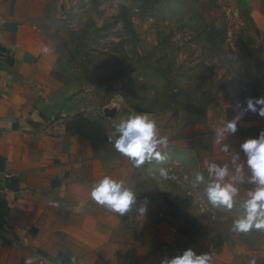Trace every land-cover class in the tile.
<instances>
[{
    "label": "rangeland",
    "instance_id": "obj_1",
    "mask_svg": "<svg viewBox=\"0 0 264 264\" xmlns=\"http://www.w3.org/2000/svg\"><path fill=\"white\" fill-rule=\"evenodd\" d=\"M42 33L49 68L64 75L56 84L53 73L49 83H64L67 99L88 95L96 110L112 108L121 119L149 113L155 120L226 122L248 98L264 97V39L249 9L230 0H77ZM47 99L57 104L55 94ZM246 120L264 123L252 112ZM199 143L128 173L125 183L138 204L148 199V211L139 217L134 206L126 214L124 240L113 242L123 255L113 264H161L188 248L209 253L211 264H264V233L232 231L245 186L237 185L231 210L204 198L206 165L215 158ZM161 168L175 179H163ZM197 172L205 183L194 187Z\"/></svg>",
    "mask_w": 264,
    "mask_h": 264
},
{
    "label": "crops",
    "instance_id": "obj_2",
    "mask_svg": "<svg viewBox=\"0 0 264 264\" xmlns=\"http://www.w3.org/2000/svg\"><path fill=\"white\" fill-rule=\"evenodd\" d=\"M76 1L0 0V264H37L39 259L45 264H113V256L123 255V247L118 250L113 242L124 240L128 216L108 211L89 195L104 175L125 181L135 169L108 140L121 118L116 111L114 117L105 115L112 108L96 110L88 95L67 99L69 88L55 86L64 75L49 68L44 51L43 28ZM230 1L249 9L263 40L264 0ZM53 73L56 84L49 83ZM54 94L57 104L50 106L47 97ZM156 121L159 134L169 139L165 157H173L182 145L189 149L204 142L200 149L214 155L215 162L230 159L215 136L225 122ZM237 127L225 139L231 152L257 137L264 123L246 120ZM243 185L246 193L254 187Z\"/></svg>",
    "mask_w": 264,
    "mask_h": 264
},
{
    "label": "clouds",
    "instance_id": "obj_3",
    "mask_svg": "<svg viewBox=\"0 0 264 264\" xmlns=\"http://www.w3.org/2000/svg\"><path fill=\"white\" fill-rule=\"evenodd\" d=\"M44 51L47 52L48 49L45 48ZM236 107L241 108V105ZM246 112L264 118V97L248 98L246 106L215 132L216 143L221 145L223 153L230 154V159L223 163H207L208 180L203 189V196L209 204L231 210L240 191L237 185L254 186L248 190L247 199L241 201L243 215L233 221L232 231L237 234L264 233V130L257 137L240 143L239 150L235 152H231V146L225 142L227 136H234L238 131V123ZM113 128L114 132L112 136H108V140L117 153L129 159L133 168L140 169L146 163L165 159L163 150L168 148L169 139L159 134L157 121L149 113L130 114L119 123H114ZM230 168L234 170L231 177ZM159 175L165 180L175 179L164 168L160 169ZM195 182L194 187L205 183L202 172L195 174ZM89 195L97 205L121 217L132 212L134 206H137L135 210L139 217L145 218L148 211L147 198L138 204L137 193L125 181L114 179L110 175H104L93 183ZM50 204L59 206L56 201H50ZM211 261L209 253L197 254L192 248H188L181 255L163 259L161 264H211ZM25 264H31V261L27 260Z\"/></svg>",
    "mask_w": 264,
    "mask_h": 264
},
{
    "label": "water",
    "instance_id": "obj_4",
    "mask_svg": "<svg viewBox=\"0 0 264 264\" xmlns=\"http://www.w3.org/2000/svg\"><path fill=\"white\" fill-rule=\"evenodd\" d=\"M105 115L107 116V117H114V115H115V110H108V109H105Z\"/></svg>",
    "mask_w": 264,
    "mask_h": 264
},
{
    "label": "built area",
    "instance_id": "obj_5",
    "mask_svg": "<svg viewBox=\"0 0 264 264\" xmlns=\"http://www.w3.org/2000/svg\"><path fill=\"white\" fill-rule=\"evenodd\" d=\"M5 178H6V179L9 178V176L6 175ZM37 264H45V262H44L43 259H39V260L37 261Z\"/></svg>",
    "mask_w": 264,
    "mask_h": 264
}]
</instances>
